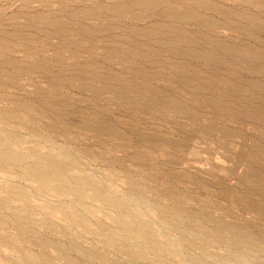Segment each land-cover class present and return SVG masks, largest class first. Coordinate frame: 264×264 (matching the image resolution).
I'll list each match as a JSON object with an SVG mask.
<instances>
[{
  "label": "rangeland",
  "instance_id": "obj_1",
  "mask_svg": "<svg viewBox=\"0 0 264 264\" xmlns=\"http://www.w3.org/2000/svg\"><path fill=\"white\" fill-rule=\"evenodd\" d=\"M0 264H264V0H0Z\"/></svg>",
  "mask_w": 264,
  "mask_h": 264
}]
</instances>
